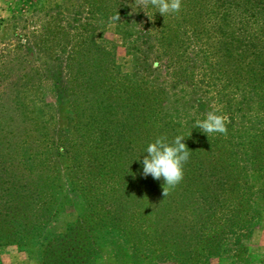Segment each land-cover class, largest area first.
Listing matches in <instances>:
<instances>
[{"label": "rangeland", "instance_id": "374dc122", "mask_svg": "<svg viewBox=\"0 0 264 264\" xmlns=\"http://www.w3.org/2000/svg\"><path fill=\"white\" fill-rule=\"evenodd\" d=\"M187 1H182L178 14L166 18L151 6L141 8L135 0H126L114 7L121 19L110 27L101 16L106 11L95 15L83 0H0V178H58L54 195L62 199L63 207L49 232L64 235L69 225L100 216L85 210L82 193L70 181L72 165L51 155L34 131L23 130L30 112L21 110L19 116L15 107L19 102L33 104L35 116L50 122L53 115L42 113L41 102L50 104L62 126L61 100L69 68L75 64L72 58L81 50L86 54L82 65H100L93 56L101 54L95 47L79 45L86 34L76 32L78 25L94 30L96 44L112 54L123 76H131L135 65L160 58V72L150 80L167 92L165 114L174 124L172 139L183 134L199 144L198 154L190 152L183 181L169 192L171 200L191 207L170 209L171 217L164 209L169 205L162 180L160 193L152 199L164 205L157 218L166 213L171 225L150 221L154 238L134 244L129 227L137 212L130 206L121 224L105 222L90 234L100 254L95 264H264V145L257 143L264 132V81L255 83L252 76L256 69L264 74V55L256 53V47H244L248 41L239 42L237 31L222 18L218 20L222 30L209 21L192 26L198 36L188 23H179L175 32V18L190 9ZM191 1L206 13L204 0ZM155 37L167 38L162 54ZM213 108L229 117L226 135L208 136L194 127ZM75 178L93 186L102 177L96 171H77ZM195 178L217 184L206 182L198 191ZM104 192L90 189L95 196ZM199 196V202L192 201ZM202 249L206 251L201 253ZM0 261L40 264L15 245L0 246Z\"/></svg>", "mask_w": 264, "mask_h": 264}, {"label": "trees", "instance_id": "16d2710c", "mask_svg": "<svg viewBox=\"0 0 264 264\" xmlns=\"http://www.w3.org/2000/svg\"><path fill=\"white\" fill-rule=\"evenodd\" d=\"M83 1L86 2L84 7L95 15L106 11L104 13L107 14L101 16L109 22V18L116 13L114 7L126 0ZM185 4L190 9L183 17L175 18V32L179 31V23H188L195 33L197 30L192 26L209 21L222 30L218 22L222 18L237 31L239 42L248 41L242 44L244 47H256V53L264 55V0H204L205 14H202L201 8L196 10L194 1L189 0ZM115 24L118 25L119 21ZM76 28L77 33L86 34L79 45L95 47L101 53L93 55L100 65L89 68L82 65L80 61L86 54L81 50L75 55V60L72 58L75 64L69 68V78L63 88L66 96L61 100L64 106L62 126L55 118V107L45 102H41V110L46 117L53 115L50 122L36 117L34 105L28 102H19L15 112L19 116L21 110L25 114L30 112L24 118L23 130L34 131L32 135L37 136L41 144H46L51 155H58L72 165L70 181L82 193L85 210L95 216L99 214L100 218L84 219L78 225H69L64 235L52 234L48 229L56 222L63 207L62 199L54 195L58 190V178H0V246L15 245L40 264H95L100 254L96 252L97 246L94 240H90V234L101 229V224L104 227L105 222L121 224L130 206H134L137 212L129 227L132 243L135 244L154 238L148 225L150 221L152 224L161 222L167 228L172 220L170 209L186 210L192 205L171 200L168 194L165 204L169 207L164 209L171 217L167 218L164 213L163 217L157 218L163 213L159 212V208L164 205L153 200L152 196L160 193L159 185L163 178L156 180L143 174L142 160L148 144L164 134L171 140L175 131L174 124L168 121L165 114L167 92L160 86L152 85L150 80L160 72L158 61L161 59L147 62L144 66L135 65L131 76H123L114 65L112 54L96 44L94 36H91L94 30H89L88 26L78 25ZM234 33L231 32L232 35ZM195 36H198L197 32ZM155 41L161 47L159 53L167 50V38L155 37ZM252 76L255 83L264 81V74L257 69ZM261 135L263 138L257 143L262 146L263 131ZM183 142L190 152L199 153L198 142L192 139ZM77 171H96L102 178L91 186L75 180L79 179L75 178ZM220 179L224 181L225 178ZM194 181L198 191L206 182L212 186L217 184L208 179L204 182L202 178H195ZM219 185L226 189L224 182ZM235 185L239 186L238 183ZM95 187L96 191L103 189L105 192L95 196L90 193V189ZM200 200V196L192 199L193 202ZM79 235L85 238L77 240ZM201 251L204 253L206 250ZM206 253L205 260L210 255L209 251Z\"/></svg>", "mask_w": 264, "mask_h": 264}, {"label": "clouds", "instance_id": "9594fccd", "mask_svg": "<svg viewBox=\"0 0 264 264\" xmlns=\"http://www.w3.org/2000/svg\"><path fill=\"white\" fill-rule=\"evenodd\" d=\"M134 4L141 8L151 6L166 18L170 14H178L182 8V0H135ZM120 19L118 12L109 18V26H113ZM228 123L229 117L222 114L218 108H213L205 114L204 119H197L194 127L208 136L214 133L226 135ZM184 140L183 134L176 135L171 140L164 134L155 138L146 148V155L142 160L143 174L151 175L156 180L163 178L165 197L184 179L185 165L190 158V151Z\"/></svg>", "mask_w": 264, "mask_h": 264}]
</instances>
